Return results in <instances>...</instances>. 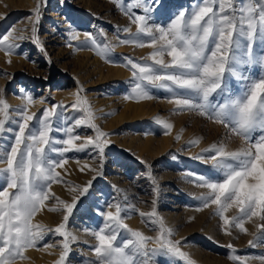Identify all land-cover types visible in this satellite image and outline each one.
Wrapping results in <instances>:
<instances>
[{"label": "rangeland", "instance_id": "374dc122", "mask_svg": "<svg viewBox=\"0 0 264 264\" xmlns=\"http://www.w3.org/2000/svg\"><path fill=\"white\" fill-rule=\"evenodd\" d=\"M15 3L16 6L10 3L9 8L14 7L11 10L13 17L19 16L7 24L9 28L3 27V15L0 14V34L14 28L15 36L24 37L14 41L19 48L7 54L11 59L0 61V99L6 100L10 106V120L5 128L13 129L0 134V157L2 149L5 151L14 142V132L18 131L16 122L20 119L17 112L26 103L25 95L33 97L29 114L36 113L37 118L46 108L63 104L64 108H57V111L63 113L64 127L67 128L74 126L76 120L85 118L90 110L91 122L108 134V144L102 156L92 146L64 154L67 163L57 169L61 171V180L51 184L55 196L45 201L43 207L45 212L55 215L47 225L55 229L63 222L65 214L56 198L68 203L78 198L67 222L66 230L75 240L70 241L66 264L95 262L94 248L98 245L95 233L106 223L101 213L115 212V204L121 206L124 223L146 236L159 234V220L162 219L172 230V239L181 241L182 251L195 264H238L231 259L233 255L249 257L250 264H261L257 258L264 256V234L255 227L260 222L258 219L245 223L248 233L233 227L232 235H226L223 221L216 215V205L197 210L204 203L201 197L209 191L199 186L197 177L203 175L214 182H222L224 177L210 165L192 157L214 144L224 145L230 151L240 150L247 147L245 140L196 110H179L169 102L172 93L165 90L150 88L152 99L126 98L132 95L135 84L127 59L152 64L150 57L155 50L149 46L150 37H132L124 31L128 27L132 33L137 31V26L132 25L129 15L125 14L128 6L135 4L136 0H37L36 6L28 12L21 8L22 0ZM168 3L175 11L183 10L187 16L202 0H168ZM37 9L40 12L38 23ZM131 12L143 14L142 9L137 8H132ZM150 23L166 26L169 20L153 16ZM66 25L79 35L92 38L95 44L77 45L84 41H69ZM34 26L35 35L32 32ZM37 37L40 44L35 42ZM124 39L137 42L124 44ZM101 52L103 54H99ZM164 59L168 61L170 57L165 54ZM118 70L123 77L117 74ZM262 71L264 69L259 65H254L247 70V75L259 78ZM230 85L234 93L240 92V85L234 78H230ZM78 99L87 103H82L79 109L73 108ZM138 114L146 117H135ZM160 121L173 127L166 130ZM38 124V119L30 122L31 127H38ZM56 127L54 118L51 137L66 139L67 134L56 131ZM72 134L80 136L77 144L96 137L95 130L87 125L74 127ZM261 134L260 130L254 132L253 141ZM57 147L62 145L57 144ZM45 151L51 158L61 159L47 148ZM89 181L91 187L80 195ZM53 208L58 210H50ZM153 209L157 213L155 217L139 214L151 213ZM226 215L237 216L238 209L233 207ZM131 221L143 227L142 231L133 227ZM46 234L37 247L45 249L47 244H52L53 254L57 256L52 263L55 264L62 251L63 238L52 232ZM82 235L88 242L81 238ZM122 235L126 234L122 231ZM229 244L235 251L227 247ZM25 256L26 259L22 260L38 264L33 256L27 253ZM155 260L156 264H187L179 257L157 256Z\"/></svg>", "mask_w": 264, "mask_h": 264}, {"label": "snow or ice", "instance_id": "6c2138e0", "mask_svg": "<svg viewBox=\"0 0 264 264\" xmlns=\"http://www.w3.org/2000/svg\"><path fill=\"white\" fill-rule=\"evenodd\" d=\"M132 8L142 9L143 14L131 12ZM125 14L129 15L130 23L137 26V31L132 33L131 27L124 31L132 37H150L149 46L155 49L150 57L152 64L127 59L135 84L132 95L126 98L152 99L150 88L165 90L172 93L169 102L179 110H196L208 120L225 127L229 133L244 139L247 147L240 150L230 151L224 145L214 144L192 157L210 165L224 177L222 182H214L203 175L197 177L199 186L209 190L205 197H201L204 203L197 210L216 205V215L223 221L226 235H232L233 227L248 233L245 223L252 222L254 218L260 221L255 225L257 231L264 234V71L255 79L247 75V70L254 65L264 69V0H202L187 16L183 10L175 11L168 0H136L135 4L128 6ZM39 15L37 9V23ZM153 16L166 18L169 23L166 26L154 25L150 23ZM15 31L13 28L6 34H0V50L9 55L19 47L14 41L24 39L15 36ZM36 31L34 26V35ZM72 38L78 37L73 35ZM35 42L40 44L38 37ZM136 42L135 39L122 41L124 44ZM140 46L144 44L141 42ZM165 54L170 60L165 61ZM230 78L240 85L238 94L234 93ZM24 99V107L17 112L20 119L16 122L18 131L14 132V142L0 160L6 164L0 169V173L6 175L5 186L0 190V264H16L18 259H26L25 252L35 248L49 232L63 238L62 251L55 264H66L71 250L70 241L75 240L66 230L67 222L78 198L71 203L56 198L65 214L63 222L55 229L33 223V219L43 209L45 201L55 196L51 192V184L61 180L57 169L67 163L63 159L64 154L92 146L102 156L108 144V134L91 122L90 110L85 118L76 120L74 126L65 128L63 113L57 111V108H64L63 104L46 108L37 118L36 113L29 114L28 111V105L34 103L33 97L25 95ZM82 103L87 102L78 99L72 107L79 109ZM9 107L6 100L0 99V134L13 131L10 127L5 128L10 120ZM54 118L55 130L65 132L66 139L51 137ZM34 119L39 120L38 127L30 126ZM160 123L166 130L173 127L167 122ZM82 125L94 129L96 137L77 144L80 136L72 133L74 127ZM257 130L262 134L253 141V133ZM53 144L62 147H53ZM46 148L61 159L51 158ZM93 171L99 174L98 170ZM89 187L91 181L80 195ZM114 207L115 212L101 213L106 223L95 233L98 241L94 248L96 260L89 264H156L157 256L179 257L187 264H195L182 251L181 241L172 239L173 232L162 219L159 220V234L146 236L124 223L119 204ZM233 207L238 209V215L228 217L226 213ZM139 214L157 215L155 209L151 213ZM122 231L126 235H122ZM249 244L255 246L253 241ZM46 247L52 248L53 245L47 244ZM227 247L235 251L233 245ZM231 259L238 264H250V258L246 256L233 255ZM257 259L264 264V256Z\"/></svg>", "mask_w": 264, "mask_h": 264}, {"label": "bare ground", "instance_id": "6f19581e", "mask_svg": "<svg viewBox=\"0 0 264 264\" xmlns=\"http://www.w3.org/2000/svg\"><path fill=\"white\" fill-rule=\"evenodd\" d=\"M36 1L37 0H22V2L24 3V4H22L23 5V7H21L22 9H25L27 12L28 11H30L31 9H33L35 6H36ZM92 1V0H91ZM15 2H17V0L15 1ZM14 2V0H0V11H1V13L0 14H2L3 15V19H1V23H2V25H3V27H6L7 26V24H9V22H11V20L12 19H14L15 20V18H18V14L15 16L14 15V17L12 16V13H11V10H13L14 9V7L12 8V7H10L9 8V6H10V3H12V5L14 6L16 3ZM20 2H21V0H20ZM16 6V5H15ZM17 7H19L18 5H17ZM17 10H19V8H17ZM15 11V10H14ZM76 11V10H75ZM80 11H81V9H80ZM25 12V11H24ZM15 13V12H14ZM17 22V21H16ZM9 26V25H8ZM13 27V26H12ZM6 28H9V27H6ZM65 28V31H66V34H67V37L69 38V41H74V42H76V41H84V43H77V45H83V44H85L86 42H88V44L90 43V44H93V39L91 38H89V39H87L86 38V36L84 37V36H81V35H79L78 34V32L75 30V29H73L72 27H68V25H66V27H64ZM17 29V31H18V28H16ZM2 30V29H1ZM11 30V29H10ZM18 32H20V31H18ZM16 34V33H15ZM73 35H76L78 38L77 39H73L72 37H73ZM17 36V35H16ZM19 40V39H18ZM87 40V41H86ZM18 42V41H17ZM73 42V43H74ZM19 48V47H18ZM14 49H17V48H14ZM14 51V50H13ZM16 51V50H15ZM13 53V52H12ZM8 53H6L5 51H3V50H1V52H0V61H2V60H6V59H11V57H9L8 55H7ZM12 56V55H11ZM17 61V60H16ZM5 62V61H4ZM115 71V70H114ZM120 70H118L117 72V74H119L120 75V77H123V75H121V71L119 72ZM125 75V74H124ZM129 76V75H128ZM22 100V99H21ZM19 101V100H18ZM25 102V101H24ZM19 103V102H18ZM21 103V102H20ZM127 104V107L128 106H130L129 105V102H127L126 103ZM22 105V104H21ZM16 106V105H15ZM24 107V106H23ZM31 108H32V104H30V105H28V111L29 112H31ZM131 108V107H130ZM139 110V109H138ZM142 110V109H141ZM141 112V111H140ZM33 113V112H32ZM143 113V112H142ZM144 114V113H143ZM145 116V115H144ZM144 116H141L140 114H138V116L137 115H135V117H139V118H141V117H144ZM146 117V116H145ZM53 147H57V144H54L53 145ZM58 148V147H57ZM3 153H4V150L2 149V153H1V157H0V160H2L3 159ZM6 167V164H4V163H0V169H3V168H5ZM59 170V169H58ZM61 170V169H60ZM65 170L67 171V167L65 168ZM63 171V170H62ZM61 172V171H60ZM5 183H6V175L5 174H3V173H0V190H2L3 189V187L5 186ZM54 188V187H53ZM54 190V189H53ZM55 191H56V188H55ZM58 192V191H57ZM54 214L53 213H50V212H45L43 209L40 211V212H38L37 213V215L34 217V219H33V223H38V224H42V225H45V226H47L48 225V222H50L53 218H54ZM133 220H135V219H133ZM132 220V221H133ZM131 221V222H132ZM131 222H130V224H131ZM133 227H135L136 226V224H134V222H132V224H131ZM141 225V224H140ZM132 227V228H133ZM136 227H138V225L136 226ZM170 227V226H169ZM143 228V227H142ZM142 228H140V227H138V229H140L141 231H142ZM47 235V234H46ZM88 236V235H87ZM81 238H83V240H87L86 238V236L85 235H82V237ZM129 238V237H128ZM87 242H88V240H87ZM93 243V242H92ZM38 246V245H37ZM35 247V248H30V249H28L25 253H27V254H29L30 256H33L34 257V259H36L37 260V262H38V264H52L53 263V261L55 260V258L57 257L55 254H53V247L52 248H45V249H39L38 247ZM88 253V252H87ZM32 257V258H33ZM35 261V260H34ZM91 262V261H90ZM16 264H33L32 262H29V261H24V260H22V259H19V260H17L16 261ZM84 264H89V262H86V263H84Z\"/></svg>", "mask_w": 264, "mask_h": 264}]
</instances>
